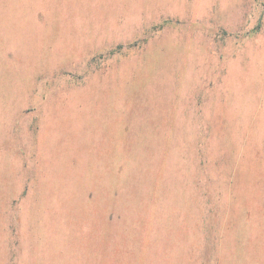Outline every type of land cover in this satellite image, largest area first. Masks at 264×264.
Masks as SVG:
<instances>
[{"label":"rangeland","instance_id":"374dc122","mask_svg":"<svg viewBox=\"0 0 264 264\" xmlns=\"http://www.w3.org/2000/svg\"><path fill=\"white\" fill-rule=\"evenodd\" d=\"M0 264H264V0H0Z\"/></svg>","mask_w":264,"mask_h":264}]
</instances>
